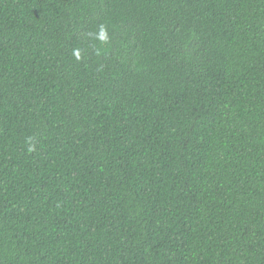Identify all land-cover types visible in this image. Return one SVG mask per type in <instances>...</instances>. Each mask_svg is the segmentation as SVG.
Here are the masks:
<instances>
[{
    "label": "trees",
    "instance_id": "1",
    "mask_svg": "<svg viewBox=\"0 0 264 264\" xmlns=\"http://www.w3.org/2000/svg\"><path fill=\"white\" fill-rule=\"evenodd\" d=\"M0 264H264V0H0Z\"/></svg>",
    "mask_w": 264,
    "mask_h": 264
}]
</instances>
